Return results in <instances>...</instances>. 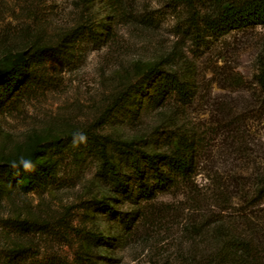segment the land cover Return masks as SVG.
Wrapping results in <instances>:
<instances>
[{
	"label": "rangeland",
	"instance_id": "1",
	"mask_svg": "<svg viewBox=\"0 0 264 264\" xmlns=\"http://www.w3.org/2000/svg\"><path fill=\"white\" fill-rule=\"evenodd\" d=\"M185 16L171 0H0V71L17 80L0 171L20 169L0 178V264H200L218 224L250 246L227 264H264V23L194 37ZM155 66L187 80L184 105L147 100ZM170 131L194 132L192 172L140 198L135 168Z\"/></svg>",
	"mask_w": 264,
	"mask_h": 264
},
{
	"label": "trees",
	"instance_id": "2",
	"mask_svg": "<svg viewBox=\"0 0 264 264\" xmlns=\"http://www.w3.org/2000/svg\"><path fill=\"white\" fill-rule=\"evenodd\" d=\"M173 4H182L185 8L186 16L183 20L184 30L194 37L202 35L217 36L228 32L229 30L244 28L253 24L264 23V0H171ZM178 29V28H177ZM62 44H59L61 46ZM58 47L39 48L34 52L32 61L40 62L48 50H57ZM28 58H23L21 53H16L11 61L12 65H17L18 62L22 66H27L28 62H32ZM11 67V66H10ZM10 67L0 71V99L3 95H7L13 87L17 85V80L10 75ZM22 68V67H21ZM23 80L27 81L29 73L27 69L22 68ZM148 73L151 74V82L148 88L151 92L145 93L147 100L150 103L161 104L165 97L171 95L176 97L181 105H184L186 100L191 98V89L188 87L187 80L179 78L175 72H165L157 68H150ZM255 82L261 95L264 97V60L259 66V70L255 75ZM23 82H21L22 84ZM19 84V82H18ZM138 88V87H137ZM141 89V88H138ZM147 91L146 89L144 90ZM192 133V134H191ZM164 144L168 146L167 153H143V162L135 168L137 174L135 178H143L136 185V194L140 198H144L152 193L157 188L170 186L175 179L184 178L192 172L194 147V132H168L165 135ZM172 139L175 141L172 145ZM19 167H6L0 171V178L3 174L9 181L18 183L20 176ZM43 172L44 169H43ZM3 173V174H2ZM151 176L152 183L148 184L143 174ZM254 198L261 199L264 197V170L256 174L253 190ZM125 226L129 223V219L123 220ZM27 229H39L41 226L27 224L23 222ZM213 239L225 238L221 241L218 248L199 261L200 264H227L228 255L236 252L238 249L247 251L250 250L248 242L236 236L224 225L218 224L213 226L211 232ZM228 235V236H227Z\"/></svg>",
	"mask_w": 264,
	"mask_h": 264
},
{
	"label": "clouds",
	"instance_id": "3",
	"mask_svg": "<svg viewBox=\"0 0 264 264\" xmlns=\"http://www.w3.org/2000/svg\"><path fill=\"white\" fill-rule=\"evenodd\" d=\"M85 139L83 136H81V140ZM25 167L30 170H34V165H31L30 163H26Z\"/></svg>",
	"mask_w": 264,
	"mask_h": 264
}]
</instances>
